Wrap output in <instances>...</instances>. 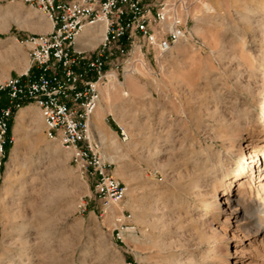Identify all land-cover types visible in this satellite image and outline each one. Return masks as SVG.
Masks as SVG:
<instances>
[{"label":"rangeland","instance_id":"1","mask_svg":"<svg viewBox=\"0 0 264 264\" xmlns=\"http://www.w3.org/2000/svg\"><path fill=\"white\" fill-rule=\"evenodd\" d=\"M11 7L17 9L14 18L0 30V84L28 68L22 40L38 33L32 23L45 16L20 0H0V15ZM192 8L196 44L180 41L148 63L142 77L117 80L110 96L109 82L101 88L96 110L102 108L105 134L117 141V147L101 144V152L114 158H106L108 169L127 189L107 213L92 175L48 138L43 121L36 133L29 122L17 125L19 111L14 114L0 169V264H264V187L255 171L264 168L262 156L250 171L255 203L249 211L257 219L242 232L232 218L224 222L222 210L203 215L204 207L189 194L191 172L222 149L218 126L207 116L215 103L223 106L219 113L248 112L251 129L240 138L244 157L264 143V0H201ZM169 61L177 66L172 80L159 66ZM4 104L3 94L0 108ZM223 186L209 195L222 199Z\"/></svg>","mask_w":264,"mask_h":264},{"label":"built area","instance_id":"2","mask_svg":"<svg viewBox=\"0 0 264 264\" xmlns=\"http://www.w3.org/2000/svg\"><path fill=\"white\" fill-rule=\"evenodd\" d=\"M20 1L44 14L51 30L24 37L28 68L0 84V97H5L0 109V169L6 164L14 114L34 104L48 138L71 152L82 173L92 175L102 214L107 213L122 201L127 189L109 171L89 126L101 88L112 75L116 80L142 77L148 63L165 57L180 41L196 44L190 24L192 7L201 0ZM97 24L103 25L99 42L83 47L80 34ZM121 136L123 141L128 139L123 130Z\"/></svg>","mask_w":264,"mask_h":264},{"label":"bare ground","instance_id":"3","mask_svg":"<svg viewBox=\"0 0 264 264\" xmlns=\"http://www.w3.org/2000/svg\"><path fill=\"white\" fill-rule=\"evenodd\" d=\"M14 7L17 8L16 6ZM14 7L8 8L4 13L0 15V30L7 29L9 25L8 23L10 22L11 18H14V11L19 9H15ZM32 29L38 33H45L51 30V23L47 18H45V16L42 15L40 16V19L33 21ZM102 33V24L89 26L80 34L79 41L83 47H94L99 42ZM86 39H88L87 42L85 41ZM16 41L18 42V40ZM174 65V61L164 63L161 62L159 65L162 70L165 69L167 77H170V80H172V77H175L174 72L177 66ZM26 68L27 67H21L23 71H25ZM151 77L153 88L157 90L158 83L156 84L155 78L153 76ZM116 81L117 80L115 78V75H112L109 80V85L106 87V92L108 96H110L112 94V90L116 88ZM219 98H221V96H219ZM149 102L152 107L157 106V99H155L153 92L149 93ZM206 102L205 104L207 105L208 103ZM217 104L218 103H215L216 107L211 112H209L207 116L218 126L219 130L215 133V138H221L222 149L213 151V155L211 157L204 159L203 163L198 167L196 166V169L191 172V180L193 184L189 187V194L191 198L196 199L199 206L201 205L204 207L205 211L203 215H207L209 212L219 214V210H222L225 215L224 222H228L232 218V222L235 223L236 232H242L243 226H245V224L254 222V219H257V217L253 218L254 215L251 214L249 211L254 201L252 200L253 179H251L252 173L250 171L253 168L255 169V164L258 163L260 156L263 157L264 162V143H255L251 148L249 156L244 157L240 138L243 137L244 131H249V129H251L249 128L250 121L246 122L248 112H244L243 109L239 108H237L236 111L228 112L229 110H224L223 108L221 109V111L223 110V112L219 113L216 111L222 105L218 106ZM199 105L201 106L202 104ZM209 105L206 106V111L210 110ZM110 108L109 110H111ZM38 110L32 109V107L30 106L21 107L16 116V124L20 125L22 122H29L31 124L32 130L38 133L39 129L41 128V123L43 121V117L41 113L39 114L40 111L38 112ZM101 111L98 109L95 110L92 118L90 119L89 126L91 132L93 130V132L95 133L93 134L95 138L100 142V144L104 145L105 147H117V144L115 143L117 141H115L114 137H109L107 136V134H105L102 116L100 115ZM19 145L20 143L18 139H16L15 147L13 148L14 151L19 148ZM234 148L237 149L234 151ZM101 155H103L105 159H114L111 156L108 157L106 153L101 152ZM233 157L237 158V161L236 163H234V166L230 164V160ZM255 171H258L259 173L260 186L263 188L264 168H262L260 164L257 166V169ZM191 180L189 182L184 183L182 186L188 188ZM219 183L222 184V186L224 185L223 187L225 189V191H223L222 199H218L217 194L209 195L212 190L216 189V186ZM257 195L258 193H256V196ZM220 205H222V209ZM257 209H260V207H258ZM261 210H264V208H262ZM112 213L113 211L111 212V215ZM197 222L201 226H205L206 224H208V221H204V218L200 217H198ZM207 226L209 227V224ZM236 235H238V233ZM15 257L16 259L20 258V256L18 255H15Z\"/></svg>","mask_w":264,"mask_h":264},{"label":"trees","instance_id":"4","mask_svg":"<svg viewBox=\"0 0 264 264\" xmlns=\"http://www.w3.org/2000/svg\"><path fill=\"white\" fill-rule=\"evenodd\" d=\"M8 137H10V129H9ZM9 143H10V141L7 143L6 150H7V148H8V144H9Z\"/></svg>","mask_w":264,"mask_h":264},{"label":"crops","instance_id":"5","mask_svg":"<svg viewBox=\"0 0 264 264\" xmlns=\"http://www.w3.org/2000/svg\"><path fill=\"white\" fill-rule=\"evenodd\" d=\"M1 109V108H0Z\"/></svg>","mask_w":264,"mask_h":264}]
</instances>
